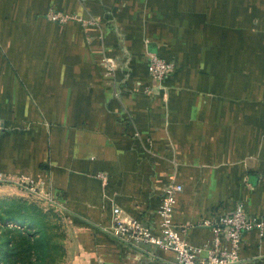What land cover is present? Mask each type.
<instances>
[{
	"label": "crops",
	"instance_id": "0c3cea01",
	"mask_svg": "<svg viewBox=\"0 0 264 264\" xmlns=\"http://www.w3.org/2000/svg\"><path fill=\"white\" fill-rule=\"evenodd\" d=\"M150 53L175 64L164 85ZM0 119V185L66 211L73 264H175L114 237L113 207L158 233L174 182L191 246L238 202L264 223V0H0ZM239 264H264V230Z\"/></svg>",
	"mask_w": 264,
	"mask_h": 264
},
{
	"label": "built area",
	"instance_id": "2783aa9c",
	"mask_svg": "<svg viewBox=\"0 0 264 264\" xmlns=\"http://www.w3.org/2000/svg\"><path fill=\"white\" fill-rule=\"evenodd\" d=\"M47 18L55 23H65L76 19V15L62 13L50 9ZM148 74L152 85H164L166 78L175 68L173 61L167 60L157 53H150L147 57ZM2 123L0 119V132ZM5 178L0 173V183ZM17 184H26L23 181ZM27 186V184H26ZM182 190L178 183L171 182L164 188L162 201L158 208L160 218V232L156 233L146 227L140 220L125 216L123 211L113 207V223L110 233L117 239L136 246L151 245L164 251L171 252L175 264H239L241 242L245 233L264 230L262 220L250 216L242 202L215 219L203 222L212 227L213 238L205 247H194L188 244L177 230L173 222L176 195Z\"/></svg>",
	"mask_w": 264,
	"mask_h": 264
},
{
	"label": "rangeland",
	"instance_id": "374dc122",
	"mask_svg": "<svg viewBox=\"0 0 264 264\" xmlns=\"http://www.w3.org/2000/svg\"><path fill=\"white\" fill-rule=\"evenodd\" d=\"M5 187L0 185V264H73L66 211L38 188Z\"/></svg>",
	"mask_w": 264,
	"mask_h": 264
}]
</instances>
